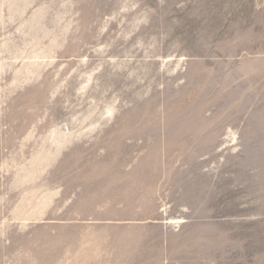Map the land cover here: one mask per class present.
<instances>
[{"label": "rangeland", "instance_id": "374dc122", "mask_svg": "<svg viewBox=\"0 0 264 264\" xmlns=\"http://www.w3.org/2000/svg\"><path fill=\"white\" fill-rule=\"evenodd\" d=\"M0 264H264V0H0Z\"/></svg>", "mask_w": 264, "mask_h": 264}, {"label": "crops", "instance_id": "0c3cea01", "mask_svg": "<svg viewBox=\"0 0 264 264\" xmlns=\"http://www.w3.org/2000/svg\"><path fill=\"white\" fill-rule=\"evenodd\" d=\"M114 164H116V163H114ZM106 165H108V166H102V169H105V171L103 172V176H105L106 180H109V181H106V183H105L106 190H108V192H110V190H113L116 187L118 190H119V188L121 189L119 191H117L115 189L116 193H118V192L124 193V188L125 187L124 186L122 188L120 187V183L123 184V182H120V179H124V176L126 174H128L127 173L128 170H123V172L121 170L120 171L119 170H116L117 168H120L121 165L120 166L113 165V162H109ZM145 165H146L145 170L147 171V170H149V168H147V166H151V169H152V165H154V162H152L150 164L147 162V163H145ZM113 167H115L116 169L114 168L115 169L114 170ZM136 172H137V170H136ZM123 173L124 174L126 173V174L124 175ZM99 174H101V173H99ZM164 211L166 212L167 211V208L163 209L158 204L156 205V207L154 209V212H164ZM125 213H118V215H125ZM166 223H168V221Z\"/></svg>", "mask_w": 264, "mask_h": 264}]
</instances>
